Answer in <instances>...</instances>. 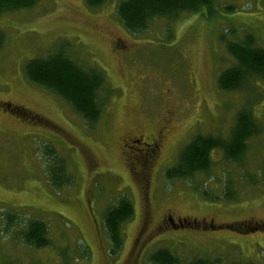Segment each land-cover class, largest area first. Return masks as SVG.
<instances>
[{"label":"rangeland","instance_id":"obj_1","mask_svg":"<svg viewBox=\"0 0 264 264\" xmlns=\"http://www.w3.org/2000/svg\"><path fill=\"white\" fill-rule=\"evenodd\" d=\"M118 1L92 8L85 0H38L31 8L0 14V264H151L149 256L159 248L185 263L202 258L264 264V228L248 230L250 224L264 225V80L251 92H223L216 84L232 63L220 35L236 39L248 32L264 48V0H213L210 16L203 9L156 18L137 33L120 23ZM60 45L78 65L100 69L112 90L92 127L25 77L28 60ZM243 107L260 129L246 141L240 161L214 150L207 172L164 178V169L195 134L225 137ZM167 114L173 126L153 164L145 199L127 166L131 148L121 146L128 134L142 133L147 141ZM46 143L63 158L70 185H49ZM225 189L234 199L223 197ZM121 195L132 201L134 213L121 225L118 254L111 255L103 214ZM168 216L175 227L164 223ZM35 219L46 225V246L21 238L26 222Z\"/></svg>","mask_w":264,"mask_h":264},{"label":"trees","instance_id":"obj_2","mask_svg":"<svg viewBox=\"0 0 264 264\" xmlns=\"http://www.w3.org/2000/svg\"><path fill=\"white\" fill-rule=\"evenodd\" d=\"M38 0H0V14L20 9L31 8ZM106 0H85L89 7L101 6ZM206 10L210 16L213 11V0H119L116 5V15L122 26L132 33L146 30L156 18H172L180 13H200ZM224 9L231 10V5ZM225 34L219 36L223 42L227 55L232 63L221 70L217 76L216 84L223 92L244 91L251 92L253 84L264 80V48L256 43L251 33H245L241 38L226 39ZM4 42L3 33L0 31V48ZM64 45H60L49 54L28 60L24 65L25 77L32 83L43 87L62 99L71 110L82 119L89 127L94 126L99 120L102 108L107 103L112 92L106 86L104 73L96 68H83L69 58ZM104 93V95H102ZM6 107V105H4ZM21 117L42 122L40 117L30 114L18 106H10ZM259 127L254 121L248 108H241L235 115L234 125L225 137L211 134H195L190 141L183 145L173 164L167 166L163 176L167 180L187 179L194 173L207 172L211 166V152L219 150L226 160L240 161L245 150L246 141L259 133ZM44 169L48 183L53 188H60L72 183L65 163L57 151L49 144L43 145ZM227 187V186H225ZM202 196H207L203 189ZM223 197L234 199V193L225 189ZM221 198H214V200ZM134 213L133 203L121 195L108 206L103 214V224L106 231L109 253L118 254L122 243L123 233L121 225L132 218ZM250 224L248 230L264 228L262 223ZM249 225V224H248ZM213 226V225H212ZM235 228L240 225H228ZM22 240L35 247L48 245L46 225L37 219L29 220L25 230L21 233ZM151 264H214L202 258H194L183 262L166 248H159L149 256ZM229 264H256L253 262Z\"/></svg>","mask_w":264,"mask_h":264},{"label":"flooded vegetation","instance_id":"obj_3","mask_svg":"<svg viewBox=\"0 0 264 264\" xmlns=\"http://www.w3.org/2000/svg\"><path fill=\"white\" fill-rule=\"evenodd\" d=\"M172 116L170 114L165 115L156 124L153 132L147 136V141L143 140L142 133H138V137L135 135H126L124 142L122 143V149L129 147L131 153L126 157L127 166L132 177L137 181L140 187L143 189L145 199H147V191L150 184V177L153 170V164L159 155L165 137L168 131L172 128ZM148 209L145 210V216L143 226H146ZM164 223L171 224L174 227L176 224L171 216L163 219ZM179 225L182 226L183 222L179 221ZM213 225V224H210Z\"/></svg>","mask_w":264,"mask_h":264}]
</instances>
